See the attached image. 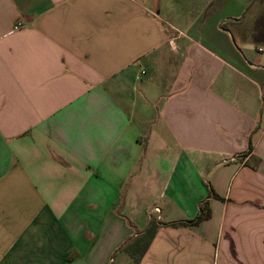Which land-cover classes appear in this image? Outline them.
<instances>
[{
	"label": "crops",
	"instance_id": "obj_1",
	"mask_svg": "<svg viewBox=\"0 0 264 264\" xmlns=\"http://www.w3.org/2000/svg\"><path fill=\"white\" fill-rule=\"evenodd\" d=\"M253 1L0 0V264H264Z\"/></svg>",
	"mask_w": 264,
	"mask_h": 264
},
{
	"label": "trees",
	"instance_id": "obj_2",
	"mask_svg": "<svg viewBox=\"0 0 264 264\" xmlns=\"http://www.w3.org/2000/svg\"><path fill=\"white\" fill-rule=\"evenodd\" d=\"M212 192V191H211ZM214 193L212 192V195ZM211 212L207 201L200 204V210L196 219L186 222H171L162 223L156 218H151L148 222L147 227L136 234V236L130 238L118 252H124L128 254L133 264H140L148 249L150 248L156 234L162 227H180V226H191L199 225L202 221L210 219Z\"/></svg>",
	"mask_w": 264,
	"mask_h": 264
},
{
	"label": "rangeland",
	"instance_id": "obj_3",
	"mask_svg": "<svg viewBox=\"0 0 264 264\" xmlns=\"http://www.w3.org/2000/svg\"><path fill=\"white\" fill-rule=\"evenodd\" d=\"M255 0L252 2L254 4ZM253 4H250L245 10L244 12H242V14H240V10H238L236 7H234L232 10L229 8H224V10L222 11V14L225 16H227V18L230 16L232 18H234L235 15H240L241 19H244L246 17V14L249 12V10L252 8ZM243 16V17H242ZM231 21V20H229ZM232 21L229 22V24L225 27H223L225 30H229L230 29V25H231Z\"/></svg>",
	"mask_w": 264,
	"mask_h": 264
},
{
	"label": "built area",
	"instance_id": "obj_4",
	"mask_svg": "<svg viewBox=\"0 0 264 264\" xmlns=\"http://www.w3.org/2000/svg\"><path fill=\"white\" fill-rule=\"evenodd\" d=\"M155 212L156 213H159V209H155ZM160 218L158 217V220H159Z\"/></svg>",
	"mask_w": 264,
	"mask_h": 264
},
{
	"label": "water",
	"instance_id": "obj_5",
	"mask_svg": "<svg viewBox=\"0 0 264 264\" xmlns=\"http://www.w3.org/2000/svg\"><path fill=\"white\" fill-rule=\"evenodd\" d=\"M243 17V16H242Z\"/></svg>",
	"mask_w": 264,
	"mask_h": 264
}]
</instances>
